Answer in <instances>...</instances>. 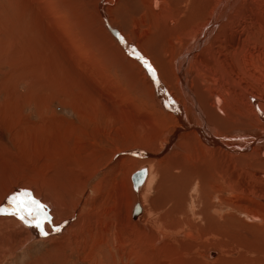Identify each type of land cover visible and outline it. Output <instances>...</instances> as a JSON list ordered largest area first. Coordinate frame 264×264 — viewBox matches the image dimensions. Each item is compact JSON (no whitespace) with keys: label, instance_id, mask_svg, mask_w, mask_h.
<instances>
[{"label":"bare ground","instance_id":"6f19581e","mask_svg":"<svg viewBox=\"0 0 264 264\" xmlns=\"http://www.w3.org/2000/svg\"><path fill=\"white\" fill-rule=\"evenodd\" d=\"M36 2L37 10L47 15L54 5L59 6L61 10L57 8L55 18L72 23L74 34L78 28L80 34L90 40L86 36L87 27L75 24L80 18L83 25H87L74 5L68 6L64 0ZM216 3L220 5L215 6ZM126 4L130 6L128 12L124 10ZM87 6L94 9L92 17L102 27L101 32L94 33L99 39L90 41L99 50L104 67L99 71L102 87L95 91L88 74L85 91L94 102L96 99L105 123L128 120L143 130V143L157 148L160 157L165 155L142 168L148 174L142 188L141 185L135 191L133 185L132 190L129 181L114 184L115 191L110 193L114 200L109 202L112 206L98 221L103 229L98 226L99 230L91 239L99 237V243L103 244L111 240L102 237L112 227H120L116 224L125 211L131 242L126 250L128 263L140 261L141 257L133 262L139 253L135 242L141 238L142 241L152 240L148 241V249L153 253L174 254L185 264H224L236 255L243 260L238 262L256 264L262 259L257 251L263 249L244 232L264 229V223L250 224L235 213L228 215L222 211L225 205L237 208L241 207L238 202L247 200L261 206L264 216V0H124L123 3L121 0H90ZM114 10L120 17L129 12L139 15L132 18L127 33L134 37V45L126 44L111 26L113 19L109 14ZM68 12L76 15L70 13L72 16L68 18ZM208 16V23L202 25ZM120 32L125 34L126 30L121 26ZM255 36L260 38L262 46L251 40ZM188 39H192L194 49L178 67L174 58ZM117 40L124 50L119 56L109 57L108 52L119 50ZM230 50L234 54L228 57ZM236 54L240 56L238 62ZM168 57L171 62L165 61ZM107 68L111 69L110 74H106ZM138 154L149 156L144 152ZM120 165L113 168L119 172L123 167ZM46 188L48 190V186ZM215 201L221 203L220 206H216ZM135 202L137 205L133 207ZM55 205L57 211L52 214L49 228L52 233L47 241L64 235L67 240L70 233L78 236L85 228L81 218L64 228L56 224L71 218L69 214L77 211L78 206L66 212L63 202ZM132 208L135 216L143 214L136 222L131 220ZM79 211L82 213L83 208ZM248 218L260 220L256 216ZM35 228L36 231L28 232L32 239L46 240L47 235H41V228ZM123 231L114 236L116 255L119 251L123 254L128 245L123 238L127 231ZM255 233L259 236V232ZM109 253L112 255L111 249ZM202 257L213 259L204 261Z\"/></svg>","mask_w":264,"mask_h":264},{"label":"rangeland","instance_id":"374dc122","mask_svg":"<svg viewBox=\"0 0 264 264\" xmlns=\"http://www.w3.org/2000/svg\"><path fill=\"white\" fill-rule=\"evenodd\" d=\"M64 1L68 6L74 5V10L87 25H83L80 18L75 24L86 26V36L90 37V40H98V35L94 33L101 32L102 27L92 17L94 9L87 6L90 0ZM123 2L124 0H121V3ZM135 4L138 5L136 2ZM57 8L61 10L59 6L54 5L48 16L37 10L36 0H0V207L9 209L8 197L28 192L31 198L45 206L44 213L48 216V219L41 223L47 233L46 240H39L32 239L28 233L36 230L34 221L25 224L15 216L0 215V264H118L117 260L121 264H131L126 258V250L131 247V242L127 231L129 220L125 211L122 212L123 217L118 219L121 222L116 224L120 227L114 225L116 227H112L110 232L102 237L112 241L107 240L103 244L99 243V237L91 239V236L97 233L98 226L101 228L98 223L101 214H105L107 208L112 206L109 202L114 200V196L110 194L115 191L114 184L129 181L130 188L134 190L133 174L146 168L149 163L160 161L165 155L160 157L161 152L157 148L143 143V130L128 123V120L116 119L114 124L105 123L106 119L101 116L99 104L96 99L94 102V98L89 96L84 87L88 74L92 77L95 91L96 88L102 87L99 71L104 65L100 52L92 41L80 34L78 28L76 34L72 32V23H67L63 18H55L53 14L57 15ZM129 8V4H126L124 10L128 12ZM47 10L46 8L45 11ZM70 13L76 15L74 12H68V18L72 16ZM109 18L113 19L111 26L116 29L118 36H121L126 44L134 45V37H129L127 33L131 29L132 18H139V15L129 12L128 15L123 14V17H120L114 10L109 14ZM209 19L210 16L201 24L205 26ZM121 26L126 30L125 34H121ZM253 38L252 41L262 46L258 36ZM117 42L118 52H108L109 57L117 54L119 56L123 52L122 43L118 40ZM179 49L181 51L174 58L178 67L185 62V56L194 49L192 39H188ZM233 54L232 50L227 52L228 57ZM238 56L236 54L237 62L240 58ZM168 58L165 61L171 62L172 59ZM110 73L109 68L106 74ZM138 152L148 153L149 156H141ZM117 164L123 166L119 172L115 170L117 168H113ZM147 178L148 174L144 183ZM23 183L28 186L24 187ZM44 191L52 194H46ZM191 192L192 190H188V193ZM59 201L65 204L66 212L68 209L73 210L75 206H78V210L69 214L71 218L56 223L57 226L68 227L67 225L73 224V220L81 218L85 228L78 236H72L70 233L67 240L64 235L47 241L52 233L49 229L52 227V214L57 211L55 204ZM137 202L141 205V202ZM214 204L220 206L221 203L215 201ZM237 204L241 207L232 208L225 205L222 213H235L238 218L250 224L264 223L261 206L247 200ZM79 208H83L82 213ZM42 215L44 216L43 213ZM142 215L140 213L135 216L133 209L131 220L136 222ZM248 216H256L260 220L253 221ZM122 224L125 229H122ZM121 230H125L124 233L127 231L123 238L128 245L124 247L123 254L119 251L116 255L117 242L114 236ZM263 230H253L249 232L250 236L248 232L244 233L252 242L256 240L255 244H261L260 248L264 251ZM255 232H259L260 237ZM148 241L152 240L142 241L140 238L135 242L139 253L133 262L140 257L141 262L136 260L134 264H185L174 254L155 250L153 253L148 249ZM110 249L112 255L109 253ZM262 252L257 251V256L264 259ZM236 256L229 257L224 264H244L243 260ZM202 259L212 261L213 258ZM262 259L256 264H264Z\"/></svg>","mask_w":264,"mask_h":264},{"label":"snow or ice","instance_id":"6c2138e0","mask_svg":"<svg viewBox=\"0 0 264 264\" xmlns=\"http://www.w3.org/2000/svg\"><path fill=\"white\" fill-rule=\"evenodd\" d=\"M149 72H152L151 66H148ZM21 196L25 199H21ZM9 209L0 207V215H12L21 220L25 224L31 223L35 220V226L41 228V221L39 217L43 213L44 220L48 219L46 213H44L45 206L40 204L39 201L31 198L28 192H23L17 195L8 197ZM54 231L57 229H53ZM41 235H47L41 228Z\"/></svg>","mask_w":264,"mask_h":264},{"label":"water","instance_id":"95a60500","mask_svg":"<svg viewBox=\"0 0 264 264\" xmlns=\"http://www.w3.org/2000/svg\"><path fill=\"white\" fill-rule=\"evenodd\" d=\"M146 176L147 171L145 169L138 170L135 174H133L132 181L135 191L144 183Z\"/></svg>","mask_w":264,"mask_h":264},{"label":"crops","instance_id":"0c3cea01","mask_svg":"<svg viewBox=\"0 0 264 264\" xmlns=\"http://www.w3.org/2000/svg\"><path fill=\"white\" fill-rule=\"evenodd\" d=\"M21 199H23V196H21ZM39 219L41 220V222H43L44 223V220H43V215L41 214V216L39 217ZM34 222H35V220H33ZM32 221V222H33ZM43 227H44V225H43ZM36 229V228H35ZM39 230V229H38ZM34 231V230H33ZM36 231V230H35Z\"/></svg>","mask_w":264,"mask_h":264}]
</instances>
